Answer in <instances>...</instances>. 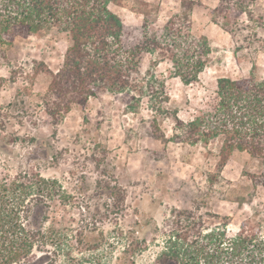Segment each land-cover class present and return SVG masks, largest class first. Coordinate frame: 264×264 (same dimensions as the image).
Returning <instances> with one entry per match:
<instances>
[{"label": "rangeland", "instance_id": "1", "mask_svg": "<svg viewBox=\"0 0 264 264\" xmlns=\"http://www.w3.org/2000/svg\"><path fill=\"white\" fill-rule=\"evenodd\" d=\"M194 1L192 32L208 37L209 65L188 85L170 75L168 61L155 67L166 81L168 106L183 120L213 100L218 77H249L256 63V76L264 80V28L239 30L236 42L211 19L210 9L219 0ZM180 7L181 0L110 5L129 26H141L142 11L149 10L157 27ZM254 12L264 17V0H256ZM241 19L255 26L246 15ZM70 43L67 34L50 30L0 49V215L17 212L27 228L50 235L29 264H159L161 232L168 229L173 208L195 210L210 225L229 216L231 233L247 217L264 225V186L249 175L262 171L261 162L235 150L219 173L216 148L208 152L201 145L155 138L146 100L138 112H130L100 92L85 105L73 104L56 123L43 98L50 72L61 66ZM151 60L143 56L142 71ZM173 124L168 117L158 120L167 138ZM133 238L145 242L135 254L124 253Z\"/></svg>", "mask_w": 264, "mask_h": 264}, {"label": "trees", "instance_id": "2", "mask_svg": "<svg viewBox=\"0 0 264 264\" xmlns=\"http://www.w3.org/2000/svg\"><path fill=\"white\" fill-rule=\"evenodd\" d=\"M124 1L0 0V49L12 47L19 37L50 30L67 34L71 43L61 66L50 72L51 82L43 98L46 112L56 123L73 104L85 105L100 92L113 95L130 112H138L146 100L152 112L148 120L156 127L155 138L201 145L208 152L216 148L219 173L233 151H245L261 162L262 171L249 175L255 185L264 186V80L256 76V63L249 77H218L213 100L191 119L183 120L177 108L168 106L166 81L155 67L168 61L170 75L188 85L197 81L209 65L212 45L208 37L192 32L196 2L181 0L180 11L163 27H157L149 10L142 11L141 26L126 25L110 8ZM255 2L219 0L218 6L210 9L211 19L237 42V31L264 28V17L255 16ZM243 14L255 26L244 25ZM145 54L152 60L150 67L142 71ZM162 117L173 120L171 138L158 126ZM43 181L48 189L49 181ZM46 195L51 197V191L47 190ZM205 217L195 210L173 208L169 227L161 232L157 263L264 264V225L260 220L247 217L238 231L231 233L229 216L211 225ZM22 218L17 212L0 215V264H29L35 261L31 257L34 250L43 251L48 245L50 235L42 228H27ZM141 242L145 240H129L124 253L135 254Z\"/></svg>", "mask_w": 264, "mask_h": 264}, {"label": "crops", "instance_id": "3", "mask_svg": "<svg viewBox=\"0 0 264 264\" xmlns=\"http://www.w3.org/2000/svg\"><path fill=\"white\" fill-rule=\"evenodd\" d=\"M218 4H219V2H218ZM218 4H217L216 6H218ZM216 6H215V7H216ZM193 11H194V8H193ZM193 11H192V16H193ZM192 23H193V21H192ZM226 32H227V31H226ZM227 33H228V32H227Z\"/></svg>", "mask_w": 264, "mask_h": 264}]
</instances>
